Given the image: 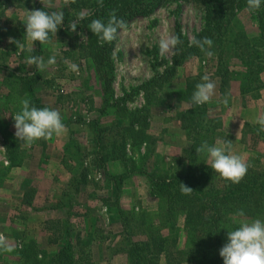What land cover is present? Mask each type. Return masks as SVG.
Listing matches in <instances>:
<instances>
[{"label": "rangeland", "instance_id": "1", "mask_svg": "<svg viewBox=\"0 0 264 264\" xmlns=\"http://www.w3.org/2000/svg\"><path fill=\"white\" fill-rule=\"evenodd\" d=\"M42 2L32 0L33 6L68 13L73 20L79 13L88 11L83 8L76 14L72 9L75 2L70 0L68 3L65 0ZM203 8L190 0H167L148 16L127 20L126 28L118 30L112 43L101 46L97 37L100 56L103 53L100 61L109 65L102 66L104 76L109 80L105 85L99 78L96 63L83 57L84 50L79 49V44H85L86 35L78 30L74 34L76 39L69 37L65 34L64 23L56 36L51 34L50 43L40 44L38 54H35L45 62L55 55L56 63L44 71L29 65L27 58L34 56L36 46L27 40L22 21L30 9L17 3H0V15H3L0 20V125L15 133L12 116L21 110L20 101L29 99L15 87L20 85L18 77L24 76L33 87V97L42 106L59 111L66 126L63 134L45 140V149L34 144L42 139L31 147L21 142L22 157L26 159L18 168L8 169L0 137V233L5 235L12 248L10 252L0 249V264H15L24 241H33L38 255L54 253L57 246L48 244L46 226L59 218L69 219L73 240L79 232L84 241H88L90 238L86 233L96 232L97 228L102 229L101 234L96 232L97 236L109 237L107 240H89L90 264H127V255L121 251L114 254L122 239L119 237L122 227L118 209L145 215L154 213L158 205L140 168L144 166L147 173L166 177L184 175L186 151L195 136H200L201 129L210 127L203 119L201 127L192 129L180 119V112L186 107L178 105L175 93L185 87L190 77L197 78L200 83L203 76H208L216 85L214 96L203 106L207 118L217 119L212 126H219L211 128L207 139L213 144L232 141L233 152L249 165V173L257 174L264 168V140L258 137L259 125L255 123L257 116L264 115V72L259 76L262 88L258 98L251 94L241 95L239 83L233 80L225 82L222 89L220 79L214 73V55L209 58L203 52L185 60L169 80L167 75L163 80L175 50L161 55V38L166 35L177 37L179 33L190 44L203 28ZM235 18L248 37L257 36L259 30L251 12L243 10ZM9 38L21 41L24 48L10 43ZM71 64H76L78 70L72 71ZM230 65L233 75L238 74L240 64L233 62ZM161 76L163 78L158 81ZM12 86L15 89L9 93ZM147 96L150 104L143 110ZM91 104L96 110L89 111ZM101 110L104 113L99 114ZM130 112H139L136 118L147 122L144 130L148 141L140 143L127 133L133 119ZM141 128L140 124L134 126V130ZM100 136L105 137L106 146L115 140L116 148L126 137L124 151L118 148L109 154L107 149L100 148ZM61 142L64 143L63 152ZM105 154L108 159L104 160ZM202 162L210 165L206 154L199 155L198 163ZM82 174L86 176L85 184L82 179H77ZM75 179L76 184L79 182L76 189L69 185ZM255 208L251 215L239 218V222L255 218L264 220V207L260 212ZM142 238L134 236L136 240ZM172 259L161 255L153 259V263L166 264ZM175 260L178 264H187L184 258L176 257Z\"/></svg>", "mask_w": 264, "mask_h": 264}, {"label": "trees", "instance_id": "2", "mask_svg": "<svg viewBox=\"0 0 264 264\" xmlns=\"http://www.w3.org/2000/svg\"><path fill=\"white\" fill-rule=\"evenodd\" d=\"M6 1L21 4L26 8L29 7L30 11L36 9L54 12L44 7L33 6L32 0H0V3L3 4ZM71 1L75 2L72 9L76 14L83 8L88 10L86 13L77 15V17L81 15L85 17V19L78 21L76 29V31L79 30L86 35V42L79 44V49L84 50L83 57H88L96 63L99 78L104 81L105 85L109 83V80L104 76L105 71L102 66L109 67V65L107 66V63L100 61L103 53L100 56L99 49H97L100 47H97L96 44L97 36L88 28L89 23L94 19H101L107 23L113 11H115L118 19L126 22L135 17L148 16L156 8L167 2V0H103V6H100L98 0ZM190 1L204 7L203 28L195 38L208 37L212 39L213 45L210 51L213 52L215 58L216 70L214 73L219 77L222 89L225 88V82L233 80L239 83L241 95L251 94L254 98H258L262 88L259 76L264 72V3L261 4L258 11L251 12V17L256 22L259 33L250 38L235 18L239 12L248 10L246 0ZM2 17L3 15H0V20ZM74 20L77 21V19ZM74 20L70 14H64L63 23L68 33L65 32V34L76 39L77 36L74 35L76 31H71V24ZM1 31L0 29V33ZM49 37H51V33ZM177 37L181 43L176 46L171 64L166 68V73H163L164 78L161 76L157 78L158 81L162 78L164 80L166 75L167 80H169V77L175 74L177 66L202 53L198 47L189 44L179 33ZM34 44L36 49H33V53L36 56L40 43L35 42ZM233 62L240 64L239 72L236 75H233L232 70H230V64ZM6 70L11 72L9 69ZM18 79L20 85L15 87L20 91L19 93L27 94L32 106L44 108L33 97V87L27 78L19 76ZM197 83H199L197 78L190 77L186 80L185 87L175 93L178 105L186 107L179 115L185 125H191L192 129H195L201 127L200 124L202 125L206 120L210 126L205 128L206 130L201 129L200 136L199 134L195 136L186 151L187 169L185 174L171 177L153 172L149 174L142 166L140 171L149 181L150 193L158 201L157 210L154 213L143 215L134 211L118 209L117 213L122 227L119 237L122 239L117 250H114V254L121 251L127 255V264H154L153 259H158L161 255L166 259L173 258L171 261L167 260L166 264H178V260H175L176 257L177 259H186L187 264H223L219 250L227 243V232L240 226L239 218L241 216L237 214L238 211L243 210L244 215L247 216L251 215L250 212L254 207L258 212L262 211L261 207H264V168L257 174H251L248 171L240 183L233 184L221 178L205 162L198 163L199 155L196 153V148L205 141L209 145L213 144L211 140L207 139V136L211 133V128L219 125L212 126L217 119L207 118L206 107L194 105L191 102V96ZM14 89L13 86L10 87L9 93ZM105 89L106 87L103 90ZM104 104L106 103L104 102ZM149 104L150 100L147 96L143 110L148 109ZM93 110H96V106L91 104L89 111ZM101 113H104V110L99 112V114ZM130 114L133 119L128 126L127 133L130 137L138 139L140 143L145 142V140L148 141L144 130L146 125L148 126L147 122H142L136 118L139 112H130ZM135 124L142 125L141 130H134ZM258 129L256 130L258 137L264 140V132H259ZM0 137L5 150L8 169L20 167L26 159L25 156L22 157L24 152L20 149L21 142L7 127L2 125H0ZM125 138L121 139L119 151L125 149ZM104 139V136L98 138L101 149H107L109 154L112 150L118 149L115 147V140L110 146H106ZM34 144L42 149H45L47 145L44 139ZM106 154L103 156L104 160L108 157ZM84 170L86 169L84 168ZM77 179H82L83 184L86 182L85 174ZM77 179L69 184L70 186L72 184L74 189L79 184V182L76 184ZM181 182L194 190L191 195L181 194ZM50 224L51 226L49 224L46 226V232L49 235L47 242L50 245H56L57 250L54 253L42 252V255H38L34 242L31 240L29 242L24 241L16 256L15 264H90L91 248L89 246L91 243L89 240L92 239L93 242L98 238L99 240L109 238L108 236H97L96 232L102 233V229L97 228L96 232L86 233V236L90 238L88 241H84L79 232L75 234L73 240V231L68 218H59L51 221ZM134 236H143L144 238L136 240ZM174 255H176L175 258Z\"/></svg>", "mask_w": 264, "mask_h": 264}, {"label": "clouds", "instance_id": "3", "mask_svg": "<svg viewBox=\"0 0 264 264\" xmlns=\"http://www.w3.org/2000/svg\"><path fill=\"white\" fill-rule=\"evenodd\" d=\"M42 2V0H41ZM43 3V2H42ZM68 3V0H65ZM100 6H103V0H98ZM247 9L258 11L264 0H246ZM85 19L84 16H79L77 21L71 24V31L75 32L78 26V21ZM63 12H47L44 10L28 11V15L22 21L25 25V36L28 41L33 43L48 44L49 34L56 36L60 26L63 24ZM88 28L98 37V42L101 46L105 43H112L118 34V30L126 28V24L122 19H118L115 11H113L107 23L101 19L92 20ZM10 43H15L21 49L24 44L21 41H15L9 38ZM181 43L178 37L166 35L162 37L159 43L161 55L169 54L176 49V46ZM205 54L206 57H212L214 54L210 51L213 41L208 37L203 39L193 38L190 41ZM29 52L31 49H27ZM67 63V61H65ZM29 65H35L38 71H44L48 66L56 63V56L52 55L47 62L42 57L29 56L27 58ZM72 71H77L78 66L71 64ZM202 82L197 83L195 91L191 96V102L194 105H204L212 99L215 94L216 85L208 76H203ZM225 104L227 100L223 101ZM21 110L14 114L15 137L22 142L24 146L31 145L40 139L48 140L55 136H60L66 131V126L62 122L59 111L47 107L37 108L32 106L29 99L20 101ZM255 123L259 125V132H264V115L256 117ZM197 155L206 154L208 164L211 169L219 174V176L233 184L240 183L247 174L249 165L244 159L235 154L232 150V141L223 140L216 144L209 145L206 141L196 148ZM180 191L183 195H191L194 191L184 183H180ZM243 217V210L237 213ZM0 249L5 252L12 251V248L7 243V238L3 233H0ZM220 257L223 258V264H264V220L259 218L250 221H242L240 226L235 230L227 232V243L219 250Z\"/></svg>", "mask_w": 264, "mask_h": 264}, {"label": "crops", "instance_id": "4", "mask_svg": "<svg viewBox=\"0 0 264 264\" xmlns=\"http://www.w3.org/2000/svg\"><path fill=\"white\" fill-rule=\"evenodd\" d=\"M61 143H63V142H61ZM60 147H61V152H63L62 149L64 148V143H63V146H60ZM46 153H49L50 154L51 152H46Z\"/></svg>", "mask_w": 264, "mask_h": 264}, {"label": "built area", "instance_id": "5", "mask_svg": "<svg viewBox=\"0 0 264 264\" xmlns=\"http://www.w3.org/2000/svg\"><path fill=\"white\" fill-rule=\"evenodd\" d=\"M7 163V162H6ZM104 211H105V209H104Z\"/></svg>", "mask_w": 264, "mask_h": 264}]
</instances>
